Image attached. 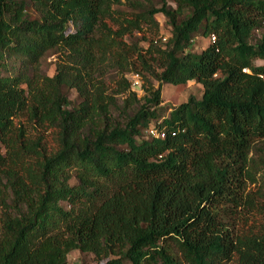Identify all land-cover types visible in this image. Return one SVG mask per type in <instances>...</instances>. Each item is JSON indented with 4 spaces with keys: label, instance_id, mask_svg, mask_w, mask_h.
Returning a JSON list of instances; mask_svg holds the SVG:
<instances>
[{
    "label": "trees",
    "instance_id": "16d2710c",
    "mask_svg": "<svg viewBox=\"0 0 264 264\" xmlns=\"http://www.w3.org/2000/svg\"><path fill=\"white\" fill-rule=\"evenodd\" d=\"M174 1L0 0V264H264V0Z\"/></svg>",
    "mask_w": 264,
    "mask_h": 264
},
{
    "label": "rangeland",
    "instance_id": "374dc122",
    "mask_svg": "<svg viewBox=\"0 0 264 264\" xmlns=\"http://www.w3.org/2000/svg\"><path fill=\"white\" fill-rule=\"evenodd\" d=\"M168 4L173 7L176 6V3L174 0H168ZM121 8L128 9L125 6H122ZM29 11L32 16L38 15V13L31 7H29ZM156 17L160 23L159 35L153 34L154 30L151 31L150 29H145V32L135 33V37L133 38L134 40L139 41L141 45H144L145 47L148 46V42L143 40L144 37H149L154 42L164 45V37L166 36L168 37L170 35L171 27L169 26V23L167 22L166 16L162 13H158ZM210 41L211 40L208 37H205L201 34L197 35L195 37L193 51L198 52V53L201 52L210 44ZM56 60H57V54H55L53 51L49 52L42 61V70L48 75H53L56 70ZM257 63L262 64L263 61L258 60ZM130 79L133 82L134 90L138 93L140 103L133 105L130 109H128L127 113L121 114L119 112H116V115L118 116V118L119 119L122 118L123 120H126L128 118V115H133L135 113V111L139 108V105L144 102L143 96L145 95V92H146L145 90L141 89L142 81H140V83H137V77L134 76V74L130 75ZM107 81L111 88H116V82H117L116 73L112 72L108 76ZM153 84L155 85V87H158L159 82L156 80H153ZM203 90L204 88L202 84L199 82H196L195 80L189 81L187 85L184 87L176 86L170 83H164L162 85V91H161V96L163 99V103L161 105L166 112L165 114L167 115L172 107H175L187 101L189 97L191 96H196L197 98H201L203 95ZM69 97L73 105L77 104V102H79L80 100L76 90L74 89L69 91ZM125 97L126 96L119 95L117 98L118 104L120 105L121 108L124 105ZM70 107H72V105ZM144 136L145 137L148 136L147 131H144ZM48 145L49 147H53L54 143L51 141L48 143ZM251 188L253 189L254 186H251ZM64 204L67 205L66 203ZM104 261H101L92 253H86L80 250H73L68 256L67 264H102V262Z\"/></svg>",
    "mask_w": 264,
    "mask_h": 264
},
{
    "label": "built area",
    "instance_id": "2783aa9c",
    "mask_svg": "<svg viewBox=\"0 0 264 264\" xmlns=\"http://www.w3.org/2000/svg\"><path fill=\"white\" fill-rule=\"evenodd\" d=\"M167 36L166 37H164V41H166L167 40ZM215 38L213 37L212 38V40H214ZM134 76H136L137 77V83H140V81H141V79H140V76L139 75H137V74H134ZM132 84H133V82H132ZM147 133H148V135H161V136H164V134L163 133H159L155 128H150V129H148L147 130Z\"/></svg>",
    "mask_w": 264,
    "mask_h": 264
}]
</instances>
